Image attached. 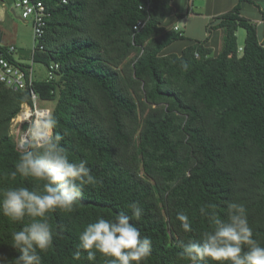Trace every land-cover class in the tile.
<instances>
[{"label":"trees","instance_id":"obj_1","mask_svg":"<svg viewBox=\"0 0 264 264\" xmlns=\"http://www.w3.org/2000/svg\"><path fill=\"white\" fill-rule=\"evenodd\" d=\"M43 1L50 16L45 48L34 59L60 67L33 89L39 99L56 100L53 135L70 159H87L99 181L85 186L73 212L49 214L59 235L41 253L43 264H89L86 252L73 258L84 226L97 214L131 215L133 201L144 215L132 222L153 240L143 264H189L179 253L189 236L207 229L198 215L204 204L223 215L228 202L242 203L264 244V45L257 25L241 14L244 0L215 17L200 40L167 24L174 0ZM216 29L214 53L207 43ZM181 40L186 46L168 51ZM24 103L33 105L31 89L0 81V188L38 183L10 175L29 147L20 149L11 133ZM181 211L193 221L192 233L176 219ZM22 226L0 214V253L9 259L19 255L11 232ZM104 261L97 253L94 264Z\"/></svg>","mask_w":264,"mask_h":264},{"label":"clouds","instance_id":"obj_2","mask_svg":"<svg viewBox=\"0 0 264 264\" xmlns=\"http://www.w3.org/2000/svg\"><path fill=\"white\" fill-rule=\"evenodd\" d=\"M182 63L183 71L189 70ZM55 117L49 113L33 122L29 130V147L19 155L13 178L17 174L33 178L37 185L0 188V214L13 223L23 224L11 232V247L19 253L9 259L0 253V264H43L41 253L52 246L59 235L50 222L49 214L60 210L71 213L78 206L86 185L99 181L88 167L87 159L72 160L61 145V137L53 135ZM131 215L118 212L115 216L97 214L79 234V243L73 258H83L94 264L97 253L104 264H143L151 255L153 240L142 235L132 221L139 222L144 209L139 201L128 204ZM198 215L208 227L199 237L189 236L179 256L189 264H264V244L254 237L245 206L228 202L221 215L216 205L204 204ZM27 218V223L25 220ZM176 219L184 233H192L189 214L178 212Z\"/></svg>","mask_w":264,"mask_h":264},{"label":"built area","instance_id":"obj_3","mask_svg":"<svg viewBox=\"0 0 264 264\" xmlns=\"http://www.w3.org/2000/svg\"><path fill=\"white\" fill-rule=\"evenodd\" d=\"M67 0H64L66 2ZM195 1V0H192ZM11 2L13 7L12 13L17 14L16 10H19L17 17L28 22L30 20L33 28V59L36 53L44 50L45 38H46V27L47 20L50 16V12L43 0H0V13L3 8ZM142 24L141 21L135 26L137 28ZM175 30H179L176 26ZM17 48L14 45H2L0 44V81L3 82L7 87L13 88L14 90H32L33 105L24 103L20 113L12 120L11 132L13 127L20 131V135L17 138L18 147L20 149H26L25 142L29 140V130L33 122L37 119H42L51 113L49 107L38 106V94L34 91V69L30 65L20 63L14 59V54ZM13 58V59H12ZM35 60V59H34ZM59 63L51 62L46 68V79L51 81L56 76V70L59 69ZM29 109H25L26 106ZM28 110L30 113H28ZM26 124L27 130L21 129Z\"/></svg>","mask_w":264,"mask_h":264},{"label":"crops","instance_id":"obj_4","mask_svg":"<svg viewBox=\"0 0 264 264\" xmlns=\"http://www.w3.org/2000/svg\"><path fill=\"white\" fill-rule=\"evenodd\" d=\"M195 2H197L196 6H194ZM238 3V0H174L173 6H174V13L173 15L167 20V24H169L170 27L175 28L176 26L179 27V31L183 32L184 35H186L188 38L192 39H204L206 36H208L207 31V25L215 20V17L232 10L234 6ZM4 9H10L12 11L13 7L11 5V2L7 5ZM2 12L0 13V15ZM241 14L248 18L251 22L255 23L257 25L258 30V36L260 39V42L264 45V0H244L241 2ZM179 17H184V28L182 29L176 19ZM21 19V18H20ZM2 19H0V24ZM4 22V21H3ZM176 23V24H175ZM197 28H200V31L202 32L201 36H196V30ZM186 30V31H185ZM186 32V33H185ZM238 42L240 46L244 43L240 40V32L238 30ZM16 36V34L14 35ZM20 39L18 36L15 39ZM5 34L1 32L0 30V44L2 45H14L17 50L14 54V59L20 63L30 65L26 62H23L22 60L17 59L18 54V47L11 43V44H4ZM182 42H185L184 45H180L177 48V51L181 50L184 46H186L185 40H181ZM221 44V31L219 29L213 30L211 33V38L208 41L207 45L213 47L214 53H217L220 49ZM22 49V48H20ZM19 56V54H18ZM31 57L33 62H37L33 59L32 51H31ZM34 69V78L36 81L38 80H44L46 77V66L44 67H36L34 65H30ZM36 70V71H35Z\"/></svg>","mask_w":264,"mask_h":264},{"label":"rangeland","instance_id":"obj_5","mask_svg":"<svg viewBox=\"0 0 264 264\" xmlns=\"http://www.w3.org/2000/svg\"><path fill=\"white\" fill-rule=\"evenodd\" d=\"M197 2H195L194 6H196ZM17 14L14 15V13L11 12L9 9L2 10V14L0 15V19H2V23L0 24V30L5 34L4 44H15L18 47V54L17 59L22 60L23 62H26L30 65H34L35 69L36 67H44V64L41 62H33L31 57V51L33 49V28L30 20L28 22L20 19L17 17L19 15V10H16ZM176 23L179 24V26L183 29L185 19L184 17H179L176 19ZM4 21V22H3ZM175 23V24H176ZM186 31V30H185ZM240 32V40L243 42V38L246 35V30L244 28L239 29ZM186 33V32H185ZM16 34V36H14ZM202 32L200 31V28H197L196 30V36H201ZM188 35V33H186ZM19 37L20 39H15L16 37ZM185 42L178 41L174 43L170 48H168V51H177V48L180 45H184ZM241 44V43H240ZM22 48V49H20ZM36 71V70H35ZM56 103V100H38V106L39 107H49L53 108ZM22 129V127H21ZM27 130V129H26ZM25 130V131H26ZM15 139H17L20 135V131L18 132V129L13 127V132H11Z\"/></svg>","mask_w":264,"mask_h":264},{"label":"water","instance_id":"obj_6","mask_svg":"<svg viewBox=\"0 0 264 264\" xmlns=\"http://www.w3.org/2000/svg\"><path fill=\"white\" fill-rule=\"evenodd\" d=\"M26 128H27V125L24 124V125L22 126V129H23V130H26ZM25 146H29L28 141L25 142Z\"/></svg>","mask_w":264,"mask_h":264},{"label":"bare ground","instance_id":"obj_7","mask_svg":"<svg viewBox=\"0 0 264 264\" xmlns=\"http://www.w3.org/2000/svg\"><path fill=\"white\" fill-rule=\"evenodd\" d=\"M25 109H29L28 106L25 107ZM28 113H30V111L28 110Z\"/></svg>","mask_w":264,"mask_h":264}]
</instances>
